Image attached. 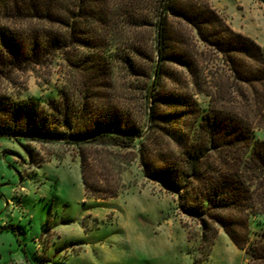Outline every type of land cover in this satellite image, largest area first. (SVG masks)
<instances>
[{"label": "trees", "instance_id": "trees-1", "mask_svg": "<svg viewBox=\"0 0 264 264\" xmlns=\"http://www.w3.org/2000/svg\"><path fill=\"white\" fill-rule=\"evenodd\" d=\"M163 1L0 0L1 79L57 55L79 76L43 103L0 94V133L67 139L96 201L120 194L132 149L143 176L175 193L203 231L210 220L247 264H264V231L251 238V222L264 221V50L207 0H167L157 47Z\"/></svg>", "mask_w": 264, "mask_h": 264}, {"label": "rangeland", "instance_id": "rangeland-1", "mask_svg": "<svg viewBox=\"0 0 264 264\" xmlns=\"http://www.w3.org/2000/svg\"><path fill=\"white\" fill-rule=\"evenodd\" d=\"M207 1L232 31L264 37V0ZM78 77L57 55L0 78V94L43 103L74 90ZM256 138L264 140L260 132ZM60 143L0 139V264H247L221 230L213 235L210 220L203 231L198 218L180 210L175 193L143 176L134 150L123 152L131 163L120 194L96 201L84 194L76 147ZM251 230L256 238L264 221H252Z\"/></svg>", "mask_w": 264, "mask_h": 264}, {"label": "water", "instance_id": "water-1", "mask_svg": "<svg viewBox=\"0 0 264 264\" xmlns=\"http://www.w3.org/2000/svg\"><path fill=\"white\" fill-rule=\"evenodd\" d=\"M166 2H167V0L163 1V4H162L161 9H160V13H159V21H158V25H157V36H156L157 47L159 46L160 21L162 18V11H163V8H164V5L166 4ZM159 53H160L159 49L157 48V50H156V63H155L154 71H153L150 90L153 87V81H154V79L156 77V73H157V63H158ZM149 124H150V110H148L145 129H144L143 133L137 137V139H141L148 132ZM0 139H10V140H14V139H43V140H56V141H60V142L67 140V139H59V138H55V137H46V136L17 133V132H1L0 133Z\"/></svg>", "mask_w": 264, "mask_h": 264}, {"label": "crops", "instance_id": "crops-1", "mask_svg": "<svg viewBox=\"0 0 264 264\" xmlns=\"http://www.w3.org/2000/svg\"><path fill=\"white\" fill-rule=\"evenodd\" d=\"M235 32H238V33L244 35V32L242 30H237ZM249 38L251 40H253L257 45H259L264 50V37H262V36H257V37L253 36V37H250L249 36Z\"/></svg>", "mask_w": 264, "mask_h": 264}]
</instances>
